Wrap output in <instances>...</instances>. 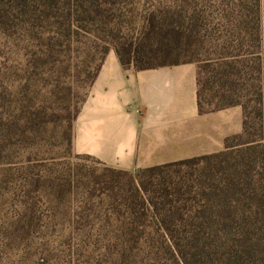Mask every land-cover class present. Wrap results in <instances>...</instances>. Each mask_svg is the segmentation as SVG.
<instances>
[{"label":"trees","instance_id":"16d2710c","mask_svg":"<svg viewBox=\"0 0 264 264\" xmlns=\"http://www.w3.org/2000/svg\"><path fill=\"white\" fill-rule=\"evenodd\" d=\"M198 68L220 152L136 173L73 150L107 56ZM0 264H264V0H0Z\"/></svg>","mask_w":264,"mask_h":264},{"label":"crops","instance_id":"0c3cea01","mask_svg":"<svg viewBox=\"0 0 264 264\" xmlns=\"http://www.w3.org/2000/svg\"><path fill=\"white\" fill-rule=\"evenodd\" d=\"M197 72L125 69L111 51L74 123V153L135 173L222 151L242 131V109L201 115Z\"/></svg>","mask_w":264,"mask_h":264},{"label":"rangeland","instance_id":"374dc122","mask_svg":"<svg viewBox=\"0 0 264 264\" xmlns=\"http://www.w3.org/2000/svg\"><path fill=\"white\" fill-rule=\"evenodd\" d=\"M240 108V107H239ZM234 111V113H235V110H233ZM233 119H234V115H233ZM88 164L89 165H92V166H95V167H97V168H99V169H102L103 168V165H100L99 163H97L96 161H90V162H88ZM138 172V171H137ZM136 173V172H135Z\"/></svg>","mask_w":264,"mask_h":264}]
</instances>
